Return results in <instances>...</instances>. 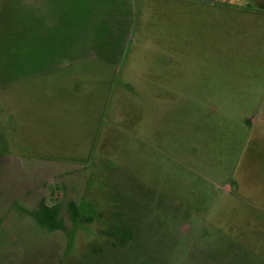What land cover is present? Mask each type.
<instances>
[{
    "label": "rangeland",
    "instance_id": "rangeland-1",
    "mask_svg": "<svg viewBox=\"0 0 264 264\" xmlns=\"http://www.w3.org/2000/svg\"><path fill=\"white\" fill-rule=\"evenodd\" d=\"M137 1L124 56L54 74L0 12V264H264V47L223 0Z\"/></svg>",
    "mask_w": 264,
    "mask_h": 264
},
{
    "label": "crops",
    "instance_id": "crops-1",
    "mask_svg": "<svg viewBox=\"0 0 264 264\" xmlns=\"http://www.w3.org/2000/svg\"><path fill=\"white\" fill-rule=\"evenodd\" d=\"M202 1L220 4L222 0ZM223 3L231 4L229 6H233L236 11L243 12L247 16L232 21L231 27L237 40L235 45L239 48V51L234 52V58L248 59L252 55L254 43L262 44L264 47V0H223ZM140 5L136 0H0V12L9 15L12 27L21 26L24 62L27 59H37L41 64H44L46 59L50 60L48 62V66H50L49 64H53L51 60L58 59L62 53L59 44H63L64 57H68L67 59H74L72 58L75 55L72 56L71 49L73 47L71 44L77 42L99 44L95 47V51L92 50L94 54L91 56L99 55L103 59L124 56V46L115 49L112 44L125 43L130 38L138 26ZM78 8L84 9L92 16L101 15V17L96 20L89 18L78 21L75 18L76 10H80ZM149 41L151 40L149 39ZM30 43L33 44V47ZM34 44H36L35 48ZM30 46L34 50L30 51ZM263 51L261 49V53H264ZM83 56L87 57L85 54ZM9 57L12 58V56ZM259 59H264V54H260ZM50 67H52L50 74H54L55 67ZM43 70L44 68L41 67L37 76L43 75ZM27 74L25 73L24 76ZM21 79L23 80L21 81L22 85L28 84L25 82V77ZM9 87L10 85H6L7 89H10ZM6 88L1 89L5 90ZM258 97V100L262 101L264 119V72L261 93ZM6 99H9V95ZM253 155L259 156L263 168L261 169L264 171V148L257 149Z\"/></svg>",
    "mask_w": 264,
    "mask_h": 264
}]
</instances>
